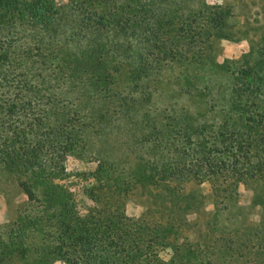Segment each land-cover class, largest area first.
I'll use <instances>...</instances> for the list:
<instances>
[{
    "label": "trees",
    "instance_id": "obj_1",
    "mask_svg": "<svg viewBox=\"0 0 264 264\" xmlns=\"http://www.w3.org/2000/svg\"><path fill=\"white\" fill-rule=\"evenodd\" d=\"M70 2L78 19L69 15L70 28L61 31L67 5L60 6L56 0H0V166L26 196L0 232V264H51L57 258L65 264H225L190 244L175 245L169 258L161 257L160 251L170 245L172 226L127 216L121 197L125 187L137 180L164 185L176 179L208 180L227 192L235 191L239 183L264 178V46L256 56H244L235 67L229 109L216 122L209 123L204 114L192 118L187 113L170 126L158 120L136 122L151 130L141 144L158 156L147 152L146 158L132 159L125 164V173L118 172L115 163L99 158L94 171L85 175L88 182L82 189L93 205L82 212L70 187L56 182L64 170L53 148L59 143L69 150L73 143L72 134L62 133L72 123L66 119L69 114L57 126L48 121L49 109L53 105L60 108L56 104L60 99L53 97L40 109L22 92L3 99L7 77L13 84L38 89L44 79L40 66L46 60L39 58L43 56L57 70L61 65L69 69V75L60 78L65 86L70 85L69 96L88 95L97 115L107 117L110 102L105 103L104 97L114 91L115 75L122 67L109 63L110 48L96 40L95 33L111 29L122 33L129 20L117 14L111 0ZM189 13L193 17L185 20V26L192 32L197 11ZM224 18L223 13L213 16L208 25L215 29ZM13 24L33 27L37 44L18 45ZM182 27L177 26L179 32ZM84 29L85 49L69 52L62 48L60 37L66 31L70 40H76ZM162 51L174 56L184 53L179 45ZM16 57L23 64L15 65ZM117 105L128 109L123 101ZM25 111L30 116H23Z\"/></svg>",
    "mask_w": 264,
    "mask_h": 264
},
{
    "label": "rangeland",
    "instance_id": "obj_2",
    "mask_svg": "<svg viewBox=\"0 0 264 264\" xmlns=\"http://www.w3.org/2000/svg\"><path fill=\"white\" fill-rule=\"evenodd\" d=\"M70 1L56 0L60 6L67 5L62 11L65 16L61 31L69 30V15L78 19ZM111 2L117 7V14L129 22L122 33L116 29L95 33L96 40L110 48L109 63L122 67L115 75L114 91L104 97L105 103L110 102L106 106L107 117L97 115L88 95L79 92L69 96L70 85L67 82L65 86L60 79L69 75V69L61 65L59 71L43 56L39 58L46 60L40 66L44 79L38 89L13 84L9 77L4 80L3 99H13L12 94L22 92L40 109L55 97V101L60 99L56 103L60 108L53 105L49 109V123L57 126L67 114L66 119H72L66 126L68 132H62L73 135L71 148L63 150L59 143L53 148L56 161L64 170V176L56 182L70 187L82 212L93 205L82 189L88 182L85 175L94 171L99 158L115 163L118 172L125 173V164L132 159L146 158L148 153L158 156L141 144L151 130L143 129L136 122L158 120L170 126L184 113L192 118L204 114L209 123L216 122L218 115L229 109L235 67L244 56H256L257 50L264 46V0ZM191 9L197 14L192 32H188L185 20H192ZM221 13L225 15L223 22L212 29L209 20ZM16 24L11 29L18 33V45L37 44L33 27ZM178 25H183L180 32ZM75 26L82 29L80 24ZM84 31L76 40H70V32L66 31L60 37L62 48L69 52L85 49L88 41L83 37ZM177 45L184 50L181 56L165 55L162 51ZM18 59L15 65L23 64ZM62 92L66 93L65 97ZM120 101L128 109L119 107ZM28 115L25 111L23 116ZM54 139L55 136L50 141ZM25 201V194L0 166V232ZM122 202L129 217L143 216L151 223L172 226L170 245L160 251L163 258L173 254L175 245L190 244L194 250L211 253L214 259L225 264H264V178L239 183L235 191L227 192L220 191L208 180L197 183L176 179L167 185L137 180L125 187ZM51 264L65 262L57 258Z\"/></svg>",
    "mask_w": 264,
    "mask_h": 264
}]
</instances>
